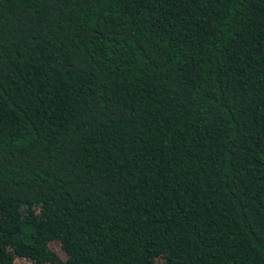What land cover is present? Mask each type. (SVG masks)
<instances>
[{"label": "trees", "instance_id": "1", "mask_svg": "<svg viewBox=\"0 0 264 264\" xmlns=\"http://www.w3.org/2000/svg\"><path fill=\"white\" fill-rule=\"evenodd\" d=\"M0 264H264V0H0Z\"/></svg>", "mask_w": 264, "mask_h": 264}, {"label": "rangeland", "instance_id": "2", "mask_svg": "<svg viewBox=\"0 0 264 264\" xmlns=\"http://www.w3.org/2000/svg\"><path fill=\"white\" fill-rule=\"evenodd\" d=\"M51 247H52L54 250H56V251L59 249L57 244H51ZM57 252H58V254H59L61 251L58 250Z\"/></svg>", "mask_w": 264, "mask_h": 264}]
</instances>
